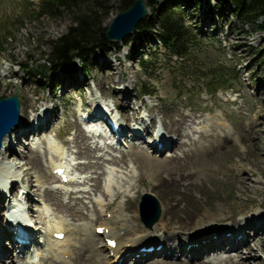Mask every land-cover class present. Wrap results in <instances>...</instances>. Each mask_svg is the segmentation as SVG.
Instances as JSON below:
<instances>
[{"label": "rangeland", "instance_id": "374dc122", "mask_svg": "<svg viewBox=\"0 0 264 264\" xmlns=\"http://www.w3.org/2000/svg\"><path fill=\"white\" fill-rule=\"evenodd\" d=\"M38 1L0 0V42L3 45L0 49V98L10 96L16 88L22 106L21 115L28 116L32 108L37 109V114L47 108L50 111L56 108L55 117L51 118L48 128L37 134L38 139L32 136L29 140L21 139L20 143L15 142L17 146L13 150L14 154L22 152L26 147L35 150L41 168H38L36 173L29 171L25 166L19 170L17 164L20 162V166H23L22 159L2 158L0 177L2 176L3 183L0 185L6 186L7 189L10 187L8 192L5 190L8 196L6 204H9L12 211L19 213L18 217L24 223L34 228L39 250L49 247L46 239L51 238L47 237L46 229L53 228L52 226L60 222L79 232L80 237L90 234L93 229V226L90 227L91 220L97 218L99 211L95 199L103 204L110 202L112 212L127 214L126 221L146 230L139 216L138 205L143 194L154 196L161 211L158 221L148 231L155 232V225L159 220L177 205L175 202L177 198L171 196L173 191L160 193L156 188L158 182H169L170 179L174 183L184 179L185 183L198 184L196 189L192 188L190 196L179 205L184 212H198L199 216H202L201 212L204 210L211 215L213 213L215 216L220 215L219 223L207 225L208 228L202 229L213 230L207 234L212 238L228 225H233L237 229L242 217L264 215V64L260 62L259 55L264 49L262 33L253 32L250 27H243L239 21L234 20L229 5L220 9L214 1L204 0L199 2L198 8H186L184 12L185 25L195 35L186 57L170 56L151 37L153 31L147 39L143 37L142 32L136 31L132 32L128 41L123 42V39L115 43V48L106 52L95 51L84 69L77 64L74 71L54 72L49 75V81L44 82L42 79L33 80L27 77L21 66L32 61L43 63L50 53L49 42L66 33L71 25V17L68 13H62L55 18L35 17L33 12L37 10ZM105 1L107 5L99 18V26L102 28H106L119 13L115 0ZM181 2L176 0L174 4L182 5ZM154 4L152 8L146 7L147 14L144 16L146 21L163 7L162 0H154ZM143 56L152 57L154 62L152 64L154 75L150 79L138 64L139 58ZM102 61L106 62L103 64ZM144 84L154 88L152 96H141L140 90ZM121 88H124V91L117 92ZM124 96H127L128 101L121 109L113 105L115 100L118 101ZM94 103L98 104L97 108L104 111L103 113L107 111L110 120L115 118L128 124V120H134L133 115L136 114L144 121L142 125L146 124L151 130L160 129L166 136L170 133L163 132L161 125L165 126L169 119L176 120L184 114L190 117L183 128L188 136L181 140L177 138L179 148L174 146V152L166 151L153 156L145 151V155L147 158L168 160L170 156L172 159L173 156L182 157L183 152L189 153L193 149L198 151L179 159L186 162L187 157L194 155L191 157L193 159L187 161L188 166L184 169L158 170L133 159L130 156L131 151H126L129 147L128 141L124 142L121 139L118 146H112L113 138L111 142L108 140L104 143L101 138H90L88 133L89 146L93 148L97 145L101 149L96 156L94 155V160L91 159L92 164H98V167L80 173L76 169L77 164L86 162L78 156L80 146L75 143L76 128L80 125L85 134L89 132V128L79 122V114L80 112L86 114L93 108ZM127 106L131 111L124 109ZM215 115L219 116L220 123L228 127L225 132H220L221 128H216L212 124L211 120ZM30 123L29 121V125ZM100 125L98 123L94 126L97 128L96 137L99 133L102 134V130L108 133L106 125L104 129ZM149 136V133L146 134L145 140H148ZM222 141H226L223 147ZM52 147H57L58 151H54ZM210 149L216 152L211 155L213 157L208 156ZM122 150L126 151L127 157L124 162L126 164L112 165L111 161L121 159ZM203 151L207 152L202 153ZM60 154L63 162L71 163L68 171L75 177L66 174L67 178H72L71 181L61 182L58 178L54 180L49 178L50 175H54L51 164L52 166L58 164ZM3 155L4 153L2 157ZM129 158L136 163L130 162ZM43 175L49 181L37 184L36 177ZM11 181L17 184L10 186ZM96 181L98 185L96 189L94 187L92 189ZM20 188L25 190H18ZM38 188V192H33ZM106 188L111 196L109 198L106 197ZM131 189L127 199L126 194ZM45 192L61 193L62 201L71 202L70 205L76 206L82 217L72 218L64 212L56 211L50 203L44 201ZM26 193L28 197L25 196ZM75 200L77 201L74 202ZM64 205L70 207L69 204ZM118 205L122 212L115 210ZM133 211L136 213H132ZM52 230H55V227ZM75 232L72 237L69 236L66 242L68 245L64 248L71 250V243H75L74 237H79ZM172 232L164 233V236L168 234L173 237ZM96 234L94 244L99 249L105 239L101 232ZM253 237L250 238L253 240ZM254 243L251 242L249 248L246 243L245 247L232 252V257L237 261V255L242 253L243 258L247 248V251L254 250ZM256 244L260 245L258 253L254 254L257 259L249 261V264H256V261L264 264L263 231L258 234ZM152 245H155V241ZM26 250L28 249L23 252ZM36 251L37 248L33 246L28 255L25 253L22 255L24 258L20 257L21 260L29 264H43L38 253L36 258L34 257ZM7 254L8 258L14 257L8 252L5 256ZM104 254L97 253L96 259L98 257L100 261H112ZM103 257L105 260H101ZM21 260L13 264H21ZM170 260L171 256L167 261L172 262ZM148 263L149 261L144 259L139 264ZM172 263L177 264L179 260Z\"/></svg>", "mask_w": 264, "mask_h": 264}, {"label": "bare ground", "instance_id": "6f19581e", "mask_svg": "<svg viewBox=\"0 0 264 264\" xmlns=\"http://www.w3.org/2000/svg\"><path fill=\"white\" fill-rule=\"evenodd\" d=\"M106 62V61H105ZM102 61L101 63H105ZM83 83V81H81ZM124 88L119 89L117 92H123ZM127 96H124L122 99L115 100V105L119 109H121L122 105H124L128 99ZM117 98V97H116ZM115 98V99H116ZM96 103H94L93 108L89 110L86 114L83 112H80L79 116L84 117L86 116L87 122L81 121L79 119V122H82L83 125L89 128V132L85 134V131L80 127V125H77L76 128V144H79V151L78 156L83 158L86 163L83 164H77L76 169L78 171H86V170H95V168L98 167V164H92L91 159L94 160L93 157L96 156L97 152H99L101 149L97 145H94V149L89 146L88 140L92 137L94 138H101L103 139V142H107L111 138L115 139L114 145L112 146H118L120 144L121 139L125 142H129V147L126 150L131 151V157L133 159L139 161L143 165L147 167H152V169H158V170H173L177 168H185L187 165V161L191 160V158L194 155H191L186 158V162H182L179 159H184L186 155L195 153L197 149L191 150V152H183L182 157L177 156H170V158L167 159H155V158H147L145 155V151L150 155H156V154H162L163 152H174V146L179 148V144L177 143L181 138L187 137V133L185 130L183 131L185 123L189 122V118L186 115H180L176 120L169 119L167 124L165 126L161 125V129L163 132L167 134L166 131H168L170 134H167L168 136L164 135L160 129H158L156 132L155 128L152 130L149 126L142 125L144 124V121L140 118L139 115L134 114V120H128L124 124L123 122H120L118 119H113L116 125L118 126V129L116 131V134L112 133L111 131H108L106 133L105 130H102V134L99 133L96 137V130L97 128L94 127L96 124L100 123L101 127L104 129V125H106V120L104 119V116L107 115L103 113L99 108H97ZM22 108V106H21ZM21 108H20V114L17 119V122L14 126H12L11 130L2 138L1 141V150H0V160L7 159V160H14V158H20L24 161V165L20 166V162L17 164L19 170H21L24 166L28 167L29 171H35L37 172L38 168H41L40 166V160L37 156L35 150H31L30 148L26 147L23 148V151L20 153H15L13 150L15 149V146L17 144L16 141L20 143L21 139L29 140L30 137L33 136V138L38 137L37 134L42 133L45 128L49 127V124L51 123L52 119L55 117V110L50 111L48 108L43 112H39L37 114V109L32 108L33 110H29L30 114L26 117L24 115H21ZM124 109H127L131 111V108L129 106L125 107ZM79 110V109H78ZM53 112V113H52ZM135 113V111H133ZM138 112V110H137ZM125 112L123 111V114ZM124 116V115H123ZM29 117V119H28ZM138 117V119H137ZM215 117L217 119H215ZM29 121L31 122L29 125ZM124 121V120H123ZM140 123H138V122ZM213 122L212 124L214 127L221 128L220 132H225V130L228 129L226 125L223 123H220V119L218 115L213 116V119L211 120ZM23 124H25L27 127H25ZM152 126V124H151ZM107 129L108 126L106 125ZM28 128V130H26ZM223 129V130H222ZM155 133H154V132ZM90 135H89V134ZM150 134L149 139L145 140V135ZM203 132H199V134H202ZM90 136V138L88 137ZM194 136L192 133L191 136ZM225 135V134H224ZM170 136V137H169ZM192 136V137H193ZM179 137V140L177 139ZM89 138V139H88ZM232 138V136H231ZM38 139V138H36ZM93 139V138H92ZM250 140V138H248ZM251 141V140H250ZM176 142V145H175ZM223 144H226V141H222V147ZM22 147V144L20 145ZM97 146V147H96ZM146 148H145V147ZM122 147V145H120ZM221 147V148H222ZM54 151H58L57 147H52ZM132 148V149H131ZM93 149V150H92ZM120 149V148H119ZM131 149V150H130ZM126 151H121L120 153V160L119 161H111L112 159H118V158H111V164L112 165H120L124 164L125 159L127 157ZM198 151V150H197ZM207 151H203L202 153H206ZM4 153L3 157L2 154ZM125 153V154H123ZM220 153V150H219ZM208 156L213 157L211 155L216 154V152L212 151V149L209 150ZM58 155V154H57ZM61 157L58 160V164L55 166H52V170H55L57 167L63 169L64 177L66 174L68 176L75 177L74 175L70 174L68 171V166L71 165V163L68 161L63 162L62 154H60ZM95 155V156H94ZM14 157V158H13ZM202 157V155H201ZM219 158V155L217 156ZM79 158V157H78ZM191 158V159H190ZM25 159V160H24ZM130 162L134 164L135 161H133L131 158H129ZM200 161V160H198ZM129 162V161H128ZM99 163V162H98ZM110 163V162H109ZM136 163V162H135ZM193 162H191L192 164ZM195 164V163H194ZM82 165V166H81ZM111 166V165H110ZM17 168V170H18ZM99 169V168H98ZM53 172V171H52ZM50 180H54L56 175H50ZM68 181H71V177L67 178ZM11 180V179H10ZM37 184L42 182H48L49 179L46 178L45 175L40 176L39 178L36 177ZM183 181V182H182ZM62 182V181H61ZM97 183L93 182L92 189H96ZM181 182V186H180ZM186 182V181H185ZM184 179L180 180L178 183H174L173 180H169V182H158L156 185L157 191L160 193L170 192L173 191L174 198H177L175 202L177 205L170 209L171 212L165 214V217H163L161 220H159V223H157L156 230L154 231H148L146 227V230H142V228H137L136 225L133 224V222H128L125 220L126 215H123L124 213L121 211L120 205L117 206L115 209L117 212H122L120 214L116 212L111 211V204L110 202L107 204H103L100 200L95 199L96 205L99 207L98 215L96 216L95 220H91L90 227L93 226L92 231L90 234H85L84 237H80V233L77 231L75 232L74 229H70L69 225L60 223L57 225L52 226L53 228H47L46 234L47 237L50 236L51 240L48 238L47 240V248L44 249H38V243L34 240L33 237V230L31 225L28 223L23 225L21 222L18 221L19 214L14 217V215L11 214L10 221L12 218H16L18 222H15L23 228L24 232L28 235V243L27 244H16L14 241L9 238L10 232L7 230L11 229L12 224L7 221V204L6 199L8 198L7 194L5 193V190L8 192L10 190V187L7 189L6 186H1L0 188V264H13L15 262H20V260L23 257L22 255L30 251V248L35 246L37 248L36 253L34 254V257L37 255H40V259L42 260L43 264H123L125 261V264H139L142 260L146 259L149 261L148 264H176L172 263L173 261L176 262V260H179V263L177 264H249V261H255L257 258L254 255L255 253H258L260 245L256 244V240L258 237V234L264 232V215L259 216H246L242 217L240 220V225L237 229L233 225H228L223 231L218 233V235H213V238L208 236V232L213 230L205 231L202 229L208 228L207 225L210 226L211 224H217L220 221V215L215 216L214 213L211 215L210 212H207V210H204L202 213V216L197 214L196 212H184L182 208H180V202L183 200H186V197L190 196V191L193 189H196L198 184L195 182H189L185 183ZM2 176L0 177V184H2ZM17 184L15 181L9 182V185ZM185 187H182L184 186ZM13 187V186H12ZM182 187V188H180ZM99 188V187H98ZM97 188V189H98ZM25 190L24 188H20L18 190ZM39 188L34 190L33 192H38ZM132 189L127 192L126 197L128 199V193L130 195ZM137 192V191H135ZM133 192V193H135ZM46 193V192H45ZM47 192L44 194L43 198L45 199L47 203H50L56 211L58 212H64L69 217L76 218V217H82L80 212L78 211V208L76 206H71V202L64 203L62 201V195L54 194ZM106 197H111L108 189L105 190ZM132 193V194H133ZM134 195V194H133ZM26 197H28V193L25 194ZM172 197V198H173ZM71 201V200H70ZM73 201V200H72ZM75 200L74 202H76ZM64 204H69V206H66ZM78 204V203H77ZM75 205V204H74ZM4 206V207H3ZM85 207V206H82ZM95 208V207H94ZM208 209V208H207ZM97 210V209H96ZM114 210V211H115ZM181 211V214H180ZM192 211V210H190ZM195 211V210H194ZM136 213V212H132ZM180 216H179V214ZM184 213V214H183ZM200 213V214H201ZM256 214V213H254ZM253 214V215H254ZM169 215V216H168ZM171 215V217H170ZM76 216V217H75ZM233 215L231 214V217ZM128 217V216H127ZM130 218V217H128ZM132 219V218H130ZM252 219V220H251ZM15 221V219H13ZM74 221V220H73ZM132 221V220H131ZM165 221V223H164ZM246 221V222H245ZM92 223L94 225H92ZM236 225V224H235ZM71 226V225H70ZM55 230H52L54 229ZM27 228V229H26ZM100 228L103 232L104 239L110 240L115 243V247L112 248L108 246L106 241L104 240V243L102 244L101 248L95 247V238L97 236L96 229ZM145 228V227H144ZM77 229V228H76ZM29 231V232H28ZM173 231V232H172ZM216 231V230H215ZM79 235V237H74L75 243L72 244V248L66 249L64 248L65 245H68V239L69 236L72 237L73 233ZM173 233L172 236H168L166 234L164 236V233ZM54 233H63L64 237L62 240L54 239L53 234ZM49 234V235H48ZM71 234V235H70ZM140 234V235H139ZM253 237V240L250 237ZM98 238V237H97ZM8 240V241H7ZM187 240V241H186ZM91 241V242H89ZM98 241V240H97ZM155 245L153 246L152 244ZM254 243V250L247 249L250 246L251 242ZM246 243L248 244V248L245 250V256L242 258V253L240 255H237V261L234 257H232V252H235L240 247H245ZM9 245V246H8ZM152 248L151 251L146 252H140L141 248ZM181 247V248H180ZM189 247V248H188ZM6 248V250H5ZM180 248V249H179ZM25 249V252H23ZM247 251V252H246ZM10 253V255L16 256L14 258L13 256H10L8 258V254L5 256L6 253ZM12 252L16 253L13 254ZM60 252V253H59ZM104 252L105 256L107 258L109 257L112 261L105 262L100 261L96 254ZM230 253V254H229ZM137 254V256H136ZM33 255V254H32ZM101 255V254H100ZM171 256L172 262L167 261V259ZM6 257V258H5ZM100 257V256H99ZM24 258V257H23ZM36 258V257H35ZM7 259V260H6ZM105 260L104 257L101 258V260ZM107 260V259H106ZM219 263H217L218 261ZM217 261L216 263H214ZM21 264H29L21 260ZM258 262L256 261V264ZM34 264V263H30ZM36 264V263H35ZM261 264V263H258Z\"/></svg>", "mask_w": 264, "mask_h": 264}, {"label": "trees", "instance_id": "16d2710c", "mask_svg": "<svg viewBox=\"0 0 264 264\" xmlns=\"http://www.w3.org/2000/svg\"><path fill=\"white\" fill-rule=\"evenodd\" d=\"M115 1L116 8L122 12L130 7L134 0ZM174 1L176 0H162L163 7L161 6L162 8L151 19L146 21L143 17L133 32H142L143 37L147 39L153 31L151 37L162 46L164 51L170 56L184 58L189 54L190 44L195 39V35L185 25L184 12L186 8H198L199 2L204 0H182V2L178 0L183 3L182 5L174 4ZM212 1L220 9L229 5L233 19L239 21L243 27H250L253 32L262 33L264 40V0ZM144 4L149 8L155 5L154 0H144ZM106 5L105 0H39L37 10L33 12L35 17L55 18L61 16L62 13H68L71 17V25L64 35L49 42L50 53L43 63L32 61L21 66L26 76L33 80L42 79L48 82L49 75L54 72L74 71L77 64L84 69L95 51L106 52L115 48L116 45L109 43L104 37L106 28L99 26V18ZM130 38L131 35L123 42ZM2 46L0 42V49ZM259 55L261 56L260 62L264 64V49L259 52ZM152 60V57L148 56L140 57L138 60V64L148 79L154 75ZM153 89L151 85L144 84L140 90L141 96H152Z\"/></svg>", "mask_w": 264, "mask_h": 264}, {"label": "water", "instance_id": "95a60500", "mask_svg": "<svg viewBox=\"0 0 264 264\" xmlns=\"http://www.w3.org/2000/svg\"><path fill=\"white\" fill-rule=\"evenodd\" d=\"M147 14L144 0H134L130 7L117 13L106 27L105 39L112 44L118 43L132 34L137 24ZM20 101L16 88L8 97L0 98V150L2 138L17 122L20 114ZM139 216L147 228L156 223L160 216V205L156 198L148 193L140 197Z\"/></svg>", "mask_w": 264, "mask_h": 264}]
</instances>
